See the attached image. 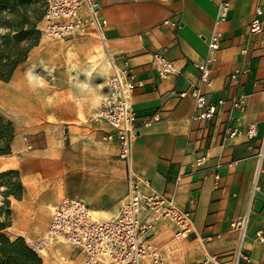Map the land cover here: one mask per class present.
Returning a JSON list of instances; mask_svg holds the SVG:
<instances>
[{"label": "crops", "instance_id": "0c3cea01", "mask_svg": "<svg viewBox=\"0 0 264 264\" xmlns=\"http://www.w3.org/2000/svg\"><path fill=\"white\" fill-rule=\"evenodd\" d=\"M91 1L104 19L103 48L119 62L129 59L135 71L137 84L130 99L140 131L133 144V169L176 206L194 211V229L187 238L175 240L174 224L162 218L156 221L154 243L182 262L199 260L206 251L230 261L242 245L250 259L240 264H264V243L255 240L264 231V187L253 193L257 176L264 182V160L258 173V152L264 144V15L263 31L250 30L264 0ZM223 1L230 2L228 18L217 24ZM215 30H220L221 43L210 55L208 40ZM81 40L95 46L98 41L94 35ZM43 41L44 35L22 63L28 66L21 64L9 82L0 81V114L15 126L11 147L16 153L0 155V172L18 169L25 187L22 199L11 198L9 230H21L10 235L28 242L34 237L27 230L35 222L31 214L42 205L54 208L59 203L58 194L47 200L41 192L49 176L64 185L68 198L83 200L102 218L117 214L127 193L116 132L106 120L92 118L108 93L111 75L110 68L106 83L99 70L104 63L100 47L83 49L84 59L91 54L94 59L85 66L52 58L58 47ZM156 52L175 61L179 73L160 77L152 65ZM204 63L211 83L202 81L199 65ZM193 87L210 102L225 101L213 119L193 120ZM182 91L187 94L181 96ZM241 95L246 98L244 111L233 109L230 101ZM230 115L238 118L234 123L241 133L222 146ZM250 122L257 126L252 138L247 135ZM201 154L208 157L199 167L195 160ZM244 214L249 222L242 237L231 222ZM72 251L74 247L54 244L41 256L45 264H57L62 257L83 264L84 255L76 262Z\"/></svg>", "mask_w": 264, "mask_h": 264}, {"label": "built area", "instance_id": "2783aa9c", "mask_svg": "<svg viewBox=\"0 0 264 264\" xmlns=\"http://www.w3.org/2000/svg\"><path fill=\"white\" fill-rule=\"evenodd\" d=\"M229 1L220 5V14L217 24L228 18ZM85 9V12H83ZM264 10L257 8L250 23L253 33L263 31ZM47 21L46 31L54 36L63 37L74 32H84L91 23L101 33L102 23L96 15L95 5L91 0H51L45 10ZM221 43L220 30L212 32L209 40L210 55L217 51ZM111 75L108 80V93L101 105L93 114L94 120H106L116 132L119 141V157L126 167L127 193L122 199L117 214L102 218L99 217L83 200L78 198H63L51 213L48 230L45 236L32 243L33 248L45 255L48 246L53 243L71 244L81 249L83 264H240L241 260H249V255L239 246L236 255L225 260L222 255L206 251L204 256L193 262H182L173 259L168 251L153 241L156 221L169 219L174 224V239L180 241L187 238L194 229L193 208L181 209L164 194L158 192L145 177L139 176L133 169V144L139 128V117L131 103V94L136 87L135 71L129 59L119 62L117 58L107 52ZM211 57L207 58L210 61ZM152 65L162 78L179 73L175 61L162 53H154ZM202 71V81L211 83L209 69L206 64L199 65ZM232 78L236 74L231 75ZM186 91L180 93L186 95ZM191 95L195 98V112L193 120H211L215 117L219 105L210 102L199 88L193 87ZM233 109L244 111L246 98L244 95L232 98ZM234 115H230V122L222 133V146L225 142L241 133L240 127L234 123ZM150 120L144 121L149 124ZM247 135L252 138L257 135L255 122H250ZM207 154L199 155L195 164L203 166ZM258 173L262 170L264 160V144L258 152ZM216 179L219 172H215ZM264 182L256 178L253 193L261 191ZM194 203L195 201L192 200ZM249 215L233 216L231 226L239 230L242 237L247 233ZM255 240L264 243V231L259 230ZM57 264H70L62 257Z\"/></svg>", "mask_w": 264, "mask_h": 264}, {"label": "trees", "instance_id": "16d2710c", "mask_svg": "<svg viewBox=\"0 0 264 264\" xmlns=\"http://www.w3.org/2000/svg\"><path fill=\"white\" fill-rule=\"evenodd\" d=\"M47 0H0V80L9 81L39 44ZM15 126L0 114V155L12 153ZM24 184L17 169L0 172V264H45L23 236L8 233L13 225L11 198L22 199Z\"/></svg>", "mask_w": 264, "mask_h": 264}, {"label": "rangeland", "instance_id": "374dc122", "mask_svg": "<svg viewBox=\"0 0 264 264\" xmlns=\"http://www.w3.org/2000/svg\"><path fill=\"white\" fill-rule=\"evenodd\" d=\"M49 1H51V0H47L46 5L44 6L43 18L39 23V28L42 31V37L41 38H43V35L45 36V41H43L42 44L46 45V46L58 47L57 48L58 52H55L51 55L52 58H54V59H61V60L64 59L65 61L74 62L78 65H82L83 63L85 64V66H86V63H87V65H92L94 63L93 62L94 59L92 58V54L90 56L85 55V59L82 57L81 54H82L84 48H87V49L89 48V50H90L92 48V46H95V45H94V43H90L88 41H83V40H81V38L94 35V38L98 40L96 46L100 47V56L102 58H104V63L100 64L99 70L104 71L105 79H103V80H105V82L107 83L108 74L110 72L111 67H110L107 51H105V49L103 48L104 44L102 42L100 33L97 31V29L94 27V25L89 23L87 30L84 32H74V33L65 35L63 37H58V36H54L52 34H49L46 31L47 21L44 17L45 10L48 6ZM70 39H72V41H70ZM26 66H28V65L22 64L23 68H25ZM0 81H3V80H0ZM9 81H7V82H9ZM4 82H6V81H4ZM90 84H92V83H90V80H89V85ZM4 117L7 118V116H5V115H4ZM8 120H10V119H8ZM11 155L15 156L16 153L12 152ZM32 179H34V177ZM40 181H42V180L39 179L38 183H40ZM51 181H52V176H49L46 178V180L44 181L46 183L45 184L46 187L43 188L41 192L45 195L47 200H48V198L50 200L51 198L55 197L58 194L60 196V198H59V203H60L63 198H67L65 187L63 184L61 185V184H57V183H55L53 181L51 182ZM12 198H14V197H12ZM37 202H39V199L37 200ZM35 204H38V203H35ZM15 206H18V204L16 202H14V208H15ZM52 206L46 207V206L42 205L40 210H37V211H35V213L31 214V216L33 217L32 219L35 222L34 223L32 222L33 225L31 224V229L30 230L27 229V230H28V232H31L32 234H34V237L33 238L31 237L32 241H30V242H28L26 240L31 245H32V243L37 241L39 238L46 235L47 230H48L47 225H48V222L50 221L51 213L53 211ZM29 218H30V216H29ZM43 225H46V228H43ZM20 231L21 230H19L17 228L11 229V230L8 229V233L12 234V235L14 234V232H20ZM54 244H57L58 246L63 245L65 247L66 246L71 247V248L73 247L71 244H68V243L67 244H61V243L53 242L48 246V248ZM69 253H71V252H68V254ZM71 258L74 259L76 262L81 261V259L83 258V254H82L81 249L74 247V251H72V253H71ZM66 260L70 263V259L68 260V258H67Z\"/></svg>", "mask_w": 264, "mask_h": 264}, {"label": "clouds", "instance_id": "9594fccd", "mask_svg": "<svg viewBox=\"0 0 264 264\" xmlns=\"http://www.w3.org/2000/svg\"><path fill=\"white\" fill-rule=\"evenodd\" d=\"M33 77L31 76V74L29 75V82H32Z\"/></svg>", "mask_w": 264, "mask_h": 264}, {"label": "water", "instance_id": "95a60500", "mask_svg": "<svg viewBox=\"0 0 264 264\" xmlns=\"http://www.w3.org/2000/svg\"><path fill=\"white\" fill-rule=\"evenodd\" d=\"M95 9H97V6H95ZM100 22L103 23L104 22V19L103 18H100Z\"/></svg>", "mask_w": 264, "mask_h": 264}, {"label": "bare ground", "instance_id": "6f19581e", "mask_svg": "<svg viewBox=\"0 0 264 264\" xmlns=\"http://www.w3.org/2000/svg\"><path fill=\"white\" fill-rule=\"evenodd\" d=\"M102 75V74H101Z\"/></svg>", "mask_w": 264, "mask_h": 264}]
</instances>
